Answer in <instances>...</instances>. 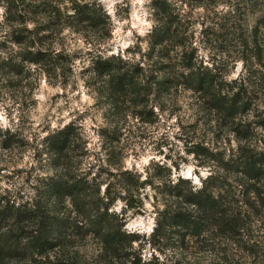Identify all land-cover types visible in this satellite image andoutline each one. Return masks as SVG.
I'll return each instance as SVG.
<instances>
[{"label": "rangeland", "instance_id": "rangeland-1", "mask_svg": "<svg viewBox=\"0 0 264 264\" xmlns=\"http://www.w3.org/2000/svg\"><path fill=\"white\" fill-rule=\"evenodd\" d=\"M73 1L77 0H51L46 12L23 15L31 31L28 43L41 46L48 62L24 63L14 75L1 61L20 59L22 47L14 43V37L21 33L7 34L6 3L0 0V129L12 135L6 143L0 140V199L21 202L42 191V179L56 170L45 139L72 123L76 150L70 164L83 175L89 173L88 178H95L96 183L102 182L101 194L108 184L111 196L119 194L115 177L119 170L140 175L139 183L152 182L151 188L144 185L138 193L133 190L132 198L120 193L124 200L113 202L110 209L123 231L138 236L132 248L142 261L264 264V212L256 204L254 210L243 205L250 211L246 228L233 238L211 227L199 238L183 237L177 228L167 226L153 238L155 204L170 203L167 181L183 178L188 180L185 186L199 188L210 172L217 171L216 163L197 147L234 150L238 145L230 128L207 111L199 95L184 88L176 76L189 64L226 81L236 79L243 72L238 58L244 56L245 39L250 45L255 38L256 14H247L245 0H92L100 16L96 29H91L71 25L65 18ZM7 19L15 15L7 14ZM159 38L164 41L155 46ZM257 38L264 46V28ZM108 57L120 58L136 70L144 110L135 108L133 100L115 104L104 79L92 71V62ZM168 74L171 83L159 85ZM149 92L153 94L145 95ZM137 111L142 115L135 119ZM140 118L152 121L142 123ZM250 148L264 153V130L254 129ZM232 188L242 200L239 183ZM130 199L136 209L124 205ZM99 249L98 239L88 234L73 244L69 263L50 258L11 264H104L97 257Z\"/></svg>", "mask_w": 264, "mask_h": 264}, {"label": "trees", "instance_id": "trees-1", "mask_svg": "<svg viewBox=\"0 0 264 264\" xmlns=\"http://www.w3.org/2000/svg\"><path fill=\"white\" fill-rule=\"evenodd\" d=\"M48 1L5 0L3 8L6 13L7 34L15 36L16 33H21L14 37V43L20 45L24 53L18 60L10 57L1 61V65L14 75L19 74L17 69L24 63L39 65L48 62L47 52L41 46H35L34 42L28 43L31 31L23 18L25 14H39L41 10L46 12L51 7V0ZM70 9L71 12L65 18L71 25L84 24L96 29L100 11L92 0L73 1ZM245 10L247 14H256L252 26L255 38L250 45L245 39L242 52L244 56L238 58L243 67L241 75L226 81L206 68L199 70L187 64L176 76L182 80L184 88L199 95L207 111L230 128L238 145L234 150L215 146L197 147L216 163L217 171L210 172L199 188L185 186L188 180L183 178L174 182L167 181L165 192L170 203L155 204L157 220L153 238L166 226L177 228L183 237L187 234L199 238L204 229L211 227L225 238H233L240 234L239 230L246 228L245 221L250 211L244 210L243 205L254 210L256 204L264 212V153L250 148L254 129L264 130V46L257 38L258 32L264 28V0H245ZM10 13L15 15V19L11 21L7 19V14ZM156 30L154 28L153 32ZM163 41L159 38L153 44L158 46ZM183 55L184 53L182 58ZM130 69L120 58H97L92 62V71L104 79L109 96L115 104H123L126 99L133 100L135 108L144 110L146 103L139 99L144 93L136 82V70ZM169 78L172 75L163 77L158 84L165 86L164 84L171 83ZM152 94L145 93L147 96ZM141 115L142 112L137 111L134 117L138 119ZM140 121L150 123L152 120L140 118ZM11 137L10 130L3 132L0 129L2 143H6ZM75 141L76 127L72 123L48 134L44 145L56 170L53 175L42 179V191L21 202L0 199V264L49 261L50 258L69 263L70 254L74 253L71 250L73 244L88 234L100 242L97 257H102L104 264H169L157 258L146 261L138 258L132 248V244L138 241V236L123 231L115 223L118 216L110 212L113 202L124 200L120 198V193L132 198L135 196L133 190L138 193L144 185L151 188L152 182L146 179L139 183L140 175L119 170L115 174L120 185L119 194L111 196L109 184L101 194L102 182L96 183L95 178H88L89 173L83 175L70 164L71 155L76 150ZM114 148L110 150L113 151ZM91 169L93 166H90L89 171ZM233 183H239L243 190L244 203L243 199L235 197ZM124 205L130 210L138 207L131 199Z\"/></svg>", "mask_w": 264, "mask_h": 264}]
</instances>
